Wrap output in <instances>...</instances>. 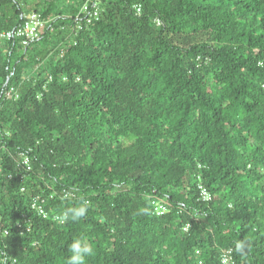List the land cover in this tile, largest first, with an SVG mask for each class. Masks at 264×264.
I'll use <instances>...</instances> for the list:
<instances>
[{
  "label": "trees",
  "instance_id": "obj_1",
  "mask_svg": "<svg viewBox=\"0 0 264 264\" xmlns=\"http://www.w3.org/2000/svg\"><path fill=\"white\" fill-rule=\"evenodd\" d=\"M85 1L0 0V264H264V0Z\"/></svg>",
  "mask_w": 264,
  "mask_h": 264
},
{
  "label": "built area",
  "instance_id": "obj_2",
  "mask_svg": "<svg viewBox=\"0 0 264 264\" xmlns=\"http://www.w3.org/2000/svg\"><path fill=\"white\" fill-rule=\"evenodd\" d=\"M137 11H141V6L137 5ZM101 14V5L100 0H86L80 10V13L77 16V19L80 21L86 19L89 23L93 20L99 19ZM49 23L43 14L39 11H33L25 16L24 21L18 25L13 27L12 29L7 30H0V40L7 41V40H18L22 44V46H29L30 44L34 43L35 41L39 40L42 35V30L46 27ZM78 28H82L81 25ZM13 88L11 89V93ZM10 94V93H9ZM24 156V164L30 169L32 167L31 159L27 155ZM69 191H65V194H69ZM201 195L204 200H210L212 198L211 193L205 188L201 186ZM155 205L156 212L158 214H163L167 208L164 204L162 199H155L153 202ZM34 208L38 210V212L47 217L49 214L44 208L42 202L40 201L39 197L34 198L33 202ZM60 214H55L54 219L61 222ZM64 222V221H63ZM189 228V224L185 227V229ZM226 262V259H224ZM227 264V263H226Z\"/></svg>",
  "mask_w": 264,
  "mask_h": 264
},
{
  "label": "clouds",
  "instance_id": "obj_3",
  "mask_svg": "<svg viewBox=\"0 0 264 264\" xmlns=\"http://www.w3.org/2000/svg\"><path fill=\"white\" fill-rule=\"evenodd\" d=\"M87 204V201H83L77 207H69L60 217L61 222L69 219L78 221L85 217L88 210ZM68 252L70 255L67 258V264H86L87 258L93 253V248L87 239L78 236L71 241Z\"/></svg>",
  "mask_w": 264,
  "mask_h": 264
}]
</instances>
